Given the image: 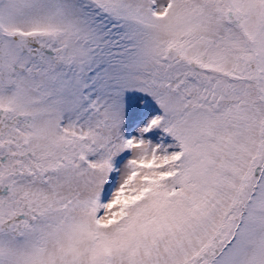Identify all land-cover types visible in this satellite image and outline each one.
Returning <instances> with one entry per match:
<instances>
[{
  "label": "snow or ice",
  "instance_id": "6c2138e0",
  "mask_svg": "<svg viewBox=\"0 0 264 264\" xmlns=\"http://www.w3.org/2000/svg\"><path fill=\"white\" fill-rule=\"evenodd\" d=\"M0 264H264V0H0Z\"/></svg>",
  "mask_w": 264,
  "mask_h": 264
}]
</instances>
